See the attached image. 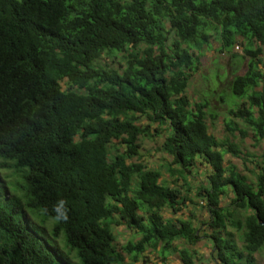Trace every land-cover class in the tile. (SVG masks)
I'll return each instance as SVG.
<instances>
[{
  "label": "trees",
  "instance_id": "16d2710c",
  "mask_svg": "<svg viewBox=\"0 0 264 264\" xmlns=\"http://www.w3.org/2000/svg\"><path fill=\"white\" fill-rule=\"evenodd\" d=\"M212 33L224 52L249 44L253 58L231 84L242 102L230 114L264 141V0H0V170L12 179L0 185V264H73L70 255L77 264H138L149 249L195 264L175 242L196 245L199 228L163 217L188 199L133 161L140 139L156 136L151 124L166 136L172 176L187 182L199 161L212 169L197 197L210 213L216 263L256 264L264 167L253 180L226 167V155L248 154L210 133L207 106L185 95ZM105 53L124 54L125 64L98 65ZM226 130L241 131L234 122ZM120 225L139 239L118 248Z\"/></svg>",
  "mask_w": 264,
  "mask_h": 264
},
{
  "label": "rangeland",
  "instance_id": "374dc122",
  "mask_svg": "<svg viewBox=\"0 0 264 264\" xmlns=\"http://www.w3.org/2000/svg\"><path fill=\"white\" fill-rule=\"evenodd\" d=\"M248 47V42L240 39L231 50L221 51L219 36L216 33H212L210 44L205 46L201 52L196 51V55L200 58V66L198 71L192 74L185 95L194 108L196 104H205L207 106L204 111L207 115L210 133L220 140H228L243 153L248 154L246 160L235 158L230 154L226 155L225 166H235L238 171L253 180L255 174L260 173L261 168L264 167V141H257L252 130L248 129L243 121L235 119L230 114L235 105L242 102L233 97L231 84L235 77L247 71V63L253 58V56L246 53ZM257 48L258 46L254 45L253 50L256 51ZM258 59L264 62V49ZM97 64L103 67L121 69L125 64L124 54L105 53L97 61ZM260 68L263 70L264 66L260 65ZM229 122H234L245 133V136H243L241 131L227 132L226 124ZM139 124L147 126L149 122L141 120ZM155 127L154 124H151V130L156 136L153 138L146 136L140 139L139 157L133 161L145 165L150 170L159 171L162 174L161 181L164 185L179 189L182 196L188 199L181 213L173 215L170 211L165 210L163 217L166 220L171 219L173 221L192 220L195 227L199 228L200 240L196 245L177 241L175 242V247L178 250L188 249L194 257L195 264H217L213 258L212 229L208 225L210 213L206 207V202L197 197L200 186L206 185L212 169L209 165L199 161L192 172L188 174L187 182L180 178L179 175L172 176L169 172V165L173 162V158L163 151L166 136L163 134L157 136ZM111 145L116 147L119 153L126 149L120 141H115ZM112 154H116L115 150L112 151ZM9 175V171L0 170L1 186L5 187L12 181ZM230 195L233 194L230 193ZM230 199H224L222 203L228 205ZM244 215V212L239 213L240 218H243ZM28 218L32 221L34 220L31 215H28ZM50 224L48 223L47 226L50 227ZM32 225L44 237L42 226ZM114 233L118 248L126 245L129 241H137L139 239L135 232L128 230L123 225L115 226ZM46 240L52 243L51 239L47 238ZM58 244L63 249L60 241ZM62 252L64 255H68L66 250ZM65 257L73 264H77L74 255ZM127 261L130 262V259L127 258ZM138 264H183V262L178 252L168 255L167 259L164 260L159 250L149 249L140 257ZM256 264H264V250L256 255Z\"/></svg>",
  "mask_w": 264,
  "mask_h": 264
},
{
  "label": "clouds",
  "instance_id": "9594fccd",
  "mask_svg": "<svg viewBox=\"0 0 264 264\" xmlns=\"http://www.w3.org/2000/svg\"><path fill=\"white\" fill-rule=\"evenodd\" d=\"M60 203H63V202H60ZM58 219H59V218H58ZM64 219L66 220V219H67V217L65 216V217H64Z\"/></svg>",
  "mask_w": 264,
  "mask_h": 264
}]
</instances>
